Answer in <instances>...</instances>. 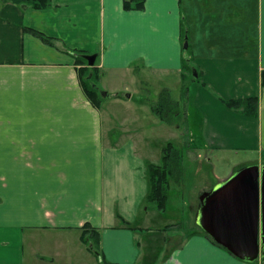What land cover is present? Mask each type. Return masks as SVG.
I'll list each match as a JSON object with an SVG mask.
<instances>
[{
  "label": "crops",
  "instance_id": "crops-1",
  "mask_svg": "<svg viewBox=\"0 0 264 264\" xmlns=\"http://www.w3.org/2000/svg\"><path fill=\"white\" fill-rule=\"evenodd\" d=\"M78 51L96 55L106 97L109 78L124 80L134 68L181 79L187 59L197 77V146L213 178L190 183L182 154L178 192L192 219L187 229L158 228L183 236L160 264H264V256L246 262L214 244L199 224L208 193L239 169L264 164V0H144L140 10H126L124 0H51L42 10L0 0V264H102L81 239L86 224L100 232L103 264H140L138 232H148L158 212L145 202L147 164L156 162L134 118L115 120L103 101L88 99ZM251 97L256 115L225 103ZM192 152L187 161L199 176L203 163Z\"/></svg>",
  "mask_w": 264,
  "mask_h": 264
},
{
  "label": "rangeland",
  "instance_id": "rangeland-1",
  "mask_svg": "<svg viewBox=\"0 0 264 264\" xmlns=\"http://www.w3.org/2000/svg\"><path fill=\"white\" fill-rule=\"evenodd\" d=\"M186 41L188 40L183 41V45ZM183 72L185 74L181 78L182 80L176 74L172 76L163 75L160 72L153 74L151 70H135V68L133 72L124 77V80L119 77H111L107 81V85L109 84L111 87V90L107 89L110 91L109 95L106 97L101 93L103 105L107 116L112 112L118 114L119 119L116 118L115 120L120 121L125 118L133 120L132 118H134L135 124L130 125L135 126L139 130L140 135L147 138L149 141L148 150L156 163L161 161L163 146L171 141L183 154L184 170H186L189 182L192 183L197 180L207 181V178H213L212 167L208 165L209 161L206 160L205 151L200 146H197L202 143L201 134L198 132L200 119L193 104L194 85L190 83L197 77L194 76L195 73L192 70L184 69L182 70ZM103 79L105 80V76ZM95 81L101 91L103 85H99L97 79ZM188 83H190L189 96L186 94ZM167 90L171 94V104L168 108L167 102L162 105V102L167 97ZM114 92L118 94L117 97L120 100H115L117 97H115L116 93ZM155 108H158L160 112L167 108L165 111L167 119L165 121L153 113ZM133 113L134 117H132ZM192 151L198 153L195 154V157L203 163V170L199 176L194 173L196 163L194 164L190 160L187 161L186 154L188 153L192 157L194 155ZM233 156L238 159L243 156V153H239V155L233 154ZM241 159L246 160L248 157ZM219 171L217 172L218 174L226 173V171H221V169ZM182 176L179 181L171 183L172 187L168 192L169 198L166 210L156 212L157 216L150 219L148 232H138V237L142 243L140 264H160L170 253L171 247L177 246L183 239L181 235L171 238L174 235L172 233L180 232L177 229H175L177 231L174 230L170 234L169 232H164L165 230H158V228H165L166 224L173 222L177 224V227L184 226L187 229V225L191 224V213L188 209H183L182 196L178 192L180 188L178 185L180 186L182 182ZM189 219L190 222H188Z\"/></svg>",
  "mask_w": 264,
  "mask_h": 264
},
{
  "label": "water",
  "instance_id": "water-1",
  "mask_svg": "<svg viewBox=\"0 0 264 264\" xmlns=\"http://www.w3.org/2000/svg\"><path fill=\"white\" fill-rule=\"evenodd\" d=\"M85 58L94 66L95 54ZM199 224L243 261L264 256V164L239 169L208 193L202 199Z\"/></svg>",
  "mask_w": 264,
  "mask_h": 264
},
{
  "label": "trees",
  "instance_id": "trees-1",
  "mask_svg": "<svg viewBox=\"0 0 264 264\" xmlns=\"http://www.w3.org/2000/svg\"><path fill=\"white\" fill-rule=\"evenodd\" d=\"M51 0H22V5L24 8H31L34 10H42L49 7ZM124 8L126 10H140L144 8V0H124ZM24 31L29 32L40 39L43 40L46 44H53L52 38L47 37L41 31L36 29L25 27ZM77 58L76 61L78 64H84L85 66L79 68V77L84 89V92L88 99L95 106H101L103 98L101 91L99 90L96 79L97 69L94 66H87V60L84 58L86 55L81 51L76 52ZM184 69L193 70L188 65L187 59L184 62ZM195 70V69H194ZM195 80V79H194ZM262 84L264 85V71L262 72ZM168 91V90H167ZM171 94L168 91L166 99L162 102L168 103L167 108L169 107ZM161 100V99H160ZM228 107L233 109H242L244 112L256 115L258 109V98L251 97L245 99H230L225 101ZM166 108V109H167ZM160 112L158 108L153 109V113L156 114L161 120H166L165 111ZM182 152L174 145L173 142H167L161 151V161L160 163H148L147 164V178H148V193L145 198V202L148 205H154L158 211L162 212L166 210L167 201H168V192L172 187V182H177L181 179L182 176ZM122 226L130 229H137L130 222L125 220L120 215H117ZM206 234V233H205ZM207 235V234H206ZM210 237L209 235H207ZM81 239L88 248L100 258V261L107 263L102 260V255L99 252L100 246V232L92 227L89 224H86L81 232ZM211 239V238H210ZM211 241L219 246L221 244L217 243L215 240ZM223 247V246H222Z\"/></svg>",
  "mask_w": 264,
  "mask_h": 264
}]
</instances>
